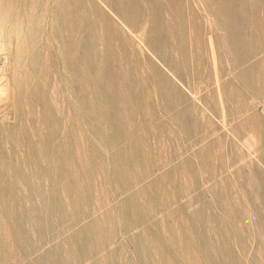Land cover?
Returning a JSON list of instances; mask_svg holds the SVG:
<instances>
[{
	"label": "rangeland",
	"instance_id": "obj_1",
	"mask_svg": "<svg viewBox=\"0 0 264 264\" xmlns=\"http://www.w3.org/2000/svg\"><path fill=\"white\" fill-rule=\"evenodd\" d=\"M83 1L103 25L90 23L86 40L96 71L76 58L68 66L43 20L45 0H0L1 159L10 138L26 139L25 151L65 129L74 117L65 97L83 107L68 79L78 66L92 71L91 117L71 127L88 158L73 161L53 220L42 212L25 253L35 259L51 236L54 264H264V0ZM107 58L135 92L122 87L125 99L109 93L103 104L95 82L109 74ZM46 111L55 121L40 120Z\"/></svg>",
	"mask_w": 264,
	"mask_h": 264
},
{
	"label": "bare ground",
	"instance_id": "obj_2",
	"mask_svg": "<svg viewBox=\"0 0 264 264\" xmlns=\"http://www.w3.org/2000/svg\"><path fill=\"white\" fill-rule=\"evenodd\" d=\"M45 1H46V3H44L45 5L42 8L44 11L43 20L47 21V19H48V22L51 21V27H52L51 32H52V34L51 33L50 34L54 38V40H56L60 43L59 45H60V48L62 51L61 53H64L65 55L64 54L63 55L66 56L65 61L67 60L69 62L71 60L73 62L74 58L81 59L85 62V64L89 65V66L88 65H86V66L92 67V69L95 68V66L98 64V62L95 63V61H97V60L89 61L90 54H88V52L86 51V50L89 51V49H87V45H86L87 41L86 40L88 38L90 23H92V25L94 27H97L98 24L100 25V27L103 26L101 23L102 21L100 22L101 18H100V20L97 19L99 16H101L100 13L98 14L97 11H95L96 9L98 10V7L94 6V11L89 12L88 6L86 5V3L83 0H45ZM103 1L108 5H110L112 3V0H103ZM9 16H10V14L8 13L7 18L8 19L10 18V20H12V16L11 17H9ZM16 21H17V19H16ZM9 24H10V22H9ZM46 28H47V26H46ZM52 37H51V39H52ZM105 39H107V38H105ZM103 40H104V38H103ZM55 43H57V42H55ZM55 43L53 41V44H55ZM51 45H52V43H51ZM98 49H100V47ZM71 50L73 52H75V53H73V55H71V53H70V52H72ZM70 56H71V58H70ZM62 58L64 59V57H62ZM71 61L69 63H71ZM106 61H107V64H108V62L110 64L109 58H107ZM78 62H79V60H78ZM83 63H80V64L77 63V64L81 65ZM74 64L71 63L70 65L68 64V66H71V65L75 66ZM77 64H76L75 68H77ZM109 64H108L109 68L107 67L109 74L106 73L107 75H105L103 77L104 74H102L103 73L101 70L102 68L100 69L99 65H98L99 67L97 68V72H99L98 69H100V71L102 72L101 76L103 78L107 77V79L110 78L113 82V85L110 83L109 80H108V83H110V84H107V82L105 80L103 81V79H101L102 77L100 76V72L96 78H98L100 76L99 78L101 80H99V78H98L96 80V82L94 81L96 83L95 84L96 87L98 86L97 89H99V90L96 89V92L98 91V93H96V94H98L101 98H103V99H101L99 97L100 101L101 100L103 101V102L101 101L103 104H104V99L106 102V98H107V95L109 93L111 95H114L117 98H119V100L125 99L123 90H121L122 87L128 89L126 91H130V93L131 92L133 93V91H134V90L131 91V89H133V87H134L133 80L126 82V81H124V78H123V80L119 79V77H118L119 73L115 72V70L111 71L110 70L111 67L109 66ZM73 66L70 67V69H72ZM80 67H82V68H80ZM80 67L78 66V68L76 69L77 73H78V78L75 81H74V79L69 78L68 81H69V83L70 82L74 83L73 86L75 87V92H76L75 98H77V100L81 103V105H83V107H80V108L78 107L79 109L77 110L75 107L72 106V103L70 102V100L68 98L69 95L66 97L64 95L65 102H66V104H64V106H67L65 110L66 111L72 110L74 117H75V115H78V117H76V118L73 117L74 119L73 118L71 119L70 117H67V115H66L64 118L65 121H63V125L65 128V129H63L64 131L62 130L59 133V130L57 129L56 131L48 132L47 135L45 134L46 136L39 133L41 135V137H39V138L44 137L42 139V141L40 143H36V140L30 141L32 143L30 144V142H29L30 147H28L26 145L27 148L25 151L24 150L22 151V149H24L23 147H25V142H27L26 139L25 140L14 139V138L8 139V144H9L8 147H9L10 151H9V155L7 156V158H9V161H6L7 159L4 160L6 158L5 153H4L5 158L3 156H1L4 159L3 158L1 159V157H0V159H1L0 160V186H1L2 181H4L6 183V184L5 183L4 184H5V186L6 185L7 186L4 187L3 189L5 190V193L7 196L5 194L4 195L6 196V198L9 201L11 200V203L5 201L3 199V196H2L3 191L1 193V189H0V264H54V246H53V238L51 236L49 237V239L47 241V250L42 252L40 255L38 254L39 256L35 258L36 260L29 258L30 254L29 253L27 254L25 252H26V250L29 249L28 244L32 243L31 238L33 237V235L39 236L42 234V231H43L42 218L45 217V216L42 217V212L47 213V218L45 217L46 219H48L47 221L50 222L51 220H53L52 219V217L54 215L53 214V212H54L53 204H54V202H55L54 200L56 199V196H57L56 190H55V189H57L56 187L65 186V188H66V186H68L71 182L72 171L75 170V168H76V167H74V164L76 165L75 162H78V164H83L84 160H86L88 158L87 157L85 159L84 155L86 153L84 154L83 147L80 145L79 141L77 139H74L76 137H74V132L72 131V128H73V130H75V129L83 130L84 129L83 126L85 125V122L87 123L86 119L88 118V116L91 115L88 111L89 106L86 107V105H87L86 98L88 99L89 96H87L85 94L86 93L85 91L88 89V86H87L89 84L88 82H90V81H88L90 78V77L88 78V76H90L88 73H90L92 71H90V69L87 70L86 69L87 67L86 68L83 66H80ZM93 70H95V69H93ZM122 70H119V71H122ZM88 71H90V72H88ZM95 71H93V72H95ZM97 72H95V74H97ZM66 75L70 76L71 74H66ZM94 76H96V75H94ZM92 78H94V77H92ZM86 87H87V89L85 90ZM117 88H120V89L118 90ZM43 91H44V89H43ZM59 93L61 94L63 92H59ZM42 94H45V93H42ZM42 94H40V95H42ZM109 95H108V97H109ZM45 96H46V94H45ZM45 96L43 95V97H45ZM43 97H41V98H43ZM90 97H92V96H90ZM32 98H33V101H31V103L32 102L36 103V101H34L35 97H32ZM132 98H133V95H132ZM42 100H44V102H45V99H42ZM85 102H86V105H85ZM119 102H121V101H119ZM109 103H110V101H109ZM48 104H50V103H48ZM106 104L109 105L108 103H106ZM43 105H45V103ZM120 105H122V103ZM48 108H49V106H48ZM90 112H92V111H90ZM47 114L48 113L46 111L43 114V116L41 115L40 120L44 123L49 124L50 123L49 120L50 119L54 120L55 117L48 119ZM88 114H90V115H88ZM63 117H64V115H63ZM57 122H55L56 125H57ZM58 123L60 124L62 122H58ZM75 126H77V127H75ZM74 127H75V129H74ZM35 131L38 133V131H40V129H35ZM23 134H24V132H23ZM34 135L37 136L38 134H34ZM73 139L76 140V143L78 142L77 143L78 145L77 144L73 145V143H72ZM35 144H37V145H35ZM20 150L23 152L22 154H21ZM260 153H258V154L260 155ZM18 154L22 155L21 157L23 158V160H22V158H21V160L23 161V163L20 164L21 160H19L20 163L19 162L17 163V160H18L17 159L16 163L13 164L12 162H14L13 161L14 158H18ZM250 154L255 155L253 153H250ZM248 156L250 157L249 153H248ZM250 159L248 161H251ZM258 159L259 158H257V160ZM74 160H77V161H75L73 164ZM10 161H12L11 162L12 164L9 163ZM254 162H255V160H254ZM7 163H9V164H7ZM250 163L251 162L248 163L249 164L248 166L253 164V163H251V164ZM260 165L263 166L264 164L263 165L260 164ZM82 167L83 166H81V168ZM41 185H45V187L48 188V190H49L48 196L46 194L44 195L47 197H43L42 188H40L41 189L40 191H42V194H40L41 192L39 191L38 187H41ZM45 187H44V189H45ZM24 189L27 192L26 195H22V190H24ZM45 193H46V191H45ZM34 197H35V199H34ZM26 202L27 203L31 202L30 204L33 203L32 208L27 210L26 212L21 213L20 215L19 214H17V216L13 215L15 217L10 218V216L8 215L9 211L11 212L10 209L15 207V205L16 206L18 204L22 205L23 203L25 204ZM29 207H31V206L29 205ZM7 210H8V212L6 215L5 213ZM46 213H44V214H46ZM12 214H13V212H12ZM8 216H9V218H8ZM48 231H50V230L48 229ZM46 233H48V232L46 231ZM187 240H189V239H187ZM187 243H188V241H187ZM188 245H189V243H188ZM186 250H188V249L186 248ZM190 251H188V253H190ZM184 254H186V253H184ZM170 260H172V259H170Z\"/></svg>",
	"mask_w": 264,
	"mask_h": 264
}]
</instances>
